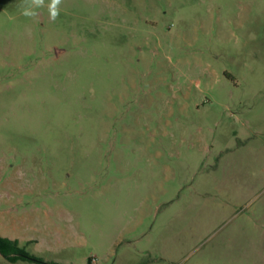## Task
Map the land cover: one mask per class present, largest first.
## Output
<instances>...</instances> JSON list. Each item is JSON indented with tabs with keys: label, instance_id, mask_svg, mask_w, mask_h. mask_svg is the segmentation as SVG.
I'll return each instance as SVG.
<instances>
[{
	"label": "rangeland",
	"instance_id": "obj_1",
	"mask_svg": "<svg viewBox=\"0 0 264 264\" xmlns=\"http://www.w3.org/2000/svg\"><path fill=\"white\" fill-rule=\"evenodd\" d=\"M21 3L0 0V235L56 264H264V0Z\"/></svg>",
	"mask_w": 264,
	"mask_h": 264
},
{
	"label": "clouds",
	"instance_id": "obj_2",
	"mask_svg": "<svg viewBox=\"0 0 264 264\" xmlns=\"http://www.w3.org/2000/svg\"><path fill=\"white\" fill-rule=\"evenodd\" d=\"M62 4L63 0H48L47 4L45 0H22V3L18 7L20 14L29 19L38 17L40 14L39 10L46 7L49 19L55 22L60 15Z\"/></svg>",
	"mask_w": 264,
	"mask_h": 264
},
{
	"label": "trees",
	"instance_id": "obj_3",
	"mask_svg": "<svg viewBox=\"0 0 264 264\" xmlns=\"http://www.w3.org/2000/svg\"><path fill=\"white\" fill-rule=\"evenodd\" d=\"M0 254H2L8 260L13 262L18 260H28L31 262H35L37 264H56V263H49L44 261L43 259L29 255L19 247L18 241L11 240L9 238H5L1 236H0Z\"/></svg>",
	"mask_w": 264,
	"mask_h": 264
},
{
	"label": "crops",
	"instance_id": "obj_4",
	"mask_svg": "<svg viewBox=\"0 0 264 264\" xmlns=\"http://www.w3.org/2000/svg\"><path fill=\"white\" fill-rule=\"evenodd\" d=\"M1 236V235H0ZM1 237H4V236H1ZM5 238H7V237H5ZM10 239V238H9ZM11 240H15V239H11ZM16 241H18L19 242V240H16Z\"/></svg>",
	"mask_w": 264,
	"mask_h": 264
}]
</instances>
